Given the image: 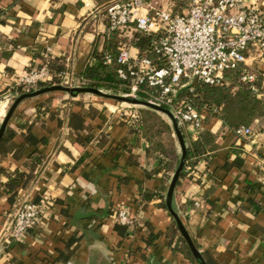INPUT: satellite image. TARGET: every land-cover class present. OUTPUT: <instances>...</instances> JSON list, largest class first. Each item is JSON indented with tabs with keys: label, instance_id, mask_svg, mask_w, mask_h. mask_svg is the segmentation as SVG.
<instances>
[{
	"label": "crops",
	"instance_id": "1",
	"mask_svg": "<svg viewBox=\"0 0 264 264\" xmlns=\"http://www.w3.org/2000/svg\"><path fill=\"white\" fill-rule=\"evenodd\" d=\"M246 1L264 12V0ZM149 2L173 8V0ZM104 14L94 0H0V91L52 61L63 67L61 75L69 82L79 84L93 50L103 48ZM244 66L260 79V113L248 126L253 136L238 137L217 119H206L202 131L213 136L212 156L200 160L173 192V210L212 264H264V188L257 184V172L264 168V52L251 51ZM103 99L50 93L17 106L6 127L14 136L0 155V170L26 175L20 194L46 200L47 208L36 231L11 244L0 264H197L169 245L173 219L160 200L141 201L142 191L161 187L164 201L180 158L177 140L179 158L171 170L147 154L146 140L121 121L122 108ZM42 103L45 114L37 112ZM5 110L0 102V117ZM69 113L81 116L82 131L69 128ZM186 132L197 139L190 128ZM78 136L89 141L81 143ZM6 182L1 174L0 230L14 202L3 189ZM120 210L135 219L134 228L123 233L115 230ZM150 234L157 238L147 245ZM71 238L77 243L69 260L60 263Z\"/></svg>",
	"mask_w": 264,
	"mask_h": 264
},
{
	"label": "built area",
	"instance_id": "2",
	"mask_svg": "<svg viewBox=\"0 0 264 264\" xmlns=\"http://www.w3.org/2000/svg\"><path fill=\"white\" fill-rule=\"evenodd\" d=\"M184 3L179 14L171 8H157L149 0H114L105 7L106 36L118 32L131 39L132 33L156 35L150 51L155 60L132 55L134 48L124 43L115 59L117 76L129 84V95L138 98L140 86L152 90L146 102L166 107L178 126L188 125L191 131L202 130L208 110L202 112L190 103L177 100V92L187 89L192 93L200 84L220 85L224 72L246 64L251 51L264 52V12L246 0H177ZM105 64L112 58L104 56ZM156 62L162 65L157 66ZM61 78L68 82L64 75ZM52 75L46 65L25 72L13 86L26 91L37 84H49ZM241 81L252 84L255 75L244 70ZM253 93L257 89L251 87ZM125 105V104H124ZM120 112V119L129 123L136 112ZM122 110V109H121ZM210 113V112H209ZM217 109L211 110L212 115ZM238 137L253 136L249 127H237ZM264 172V168L259 169ZM47 208L46 200L34 203L20 193L14 198L11 211L0 230V255L13 243L24 240L41 224ZM117 223L134 228L135 219L124 210L116 214Z\"/></svg>",
	"mask_w": 264,
	"mask_h": 264
},
{
	"label": "trees",
	"instance_id": "3",
	"mask_svg": "<svg viewBox=\"0 0 264 264\" xmlns=\"http://www.w3.org/2000/svg\"><path fill=\"white\" fill-rule=\"evenodd\" d=\"M100 6L104 8L114 0H94ZM184 7V3L173 0V13H177V10H181ZM180 12V11H179ZM157 39L156 35H145L141 33H132L131 39L121 36L118 32L111 33L106 36L103 43V48L99 52L96 48L93 50L85 68L79 76V85L97 89L109 93V95H125L129 93V84L127 81H122L117 76L118 65L115 62V57L118 52V48L124 44L129 43L138 51L139 56H145L149 59L155 60L156 57L150 51L151 44ZM109 55L112 61L109 64H105L104 56ZM160 67L162 64L156 62ZM51 75L52 80L49 83L52 85H65L71 86L73 82L63 83L61 73L64 69L61 65H58L55 61L46 64ZM244 70L246 67L241 65L235 70H229L224 72L223 81L220 85L209 86L206 84H200L194 87L192 93H189L187 89H182L177 92L178 103L184 100L190 103L195 109L202 112L204 109L211 113V110L216 108L217 113L215 115L207 113V121L210 118L217 119L222 127L227 130H234L237 127H248L254 121V119L260 113V103L257 100V93L259 91L260 79L255 77V81L252 84H247L241 81ZM45 84H37L34 88L28 89L25 93H31L35 90L44 88ZM251 87L257 89V93L251 91ZM6 92L10 94L20 95L23 93L21 88H14L13 86H5L0 91V95ZM152 92L146 86H140L138 89V99L146 102L149 94ZM113 101V100H111ZM115 102V101H114ZM47 105L45 103L37 105V112L39 114H45L47 111ZM140 107V106H139ZM162 109L166 110V107L162 106ZM163 114L156 112L152 109L142 107L136 112V118L131 120L128 124V128L134 134L141 135L148 143L147 154L154 156L160 162L165 163L164 166L173 170L178 162V147L172 125L165 118ZM68 125L75 133L84 129V121L80 115L69 113ZM185 144V158L183 166L179 173L178 180L175 187L178 186L182 179L191 178V172L200 160H208L213 153V136L208 131H192V134L197 138L195 141L187 134L186 130L188 125L178 126ZM14 136V132L10 128H6L2 138L0 139V155H4L10 149L11 139ZM28 138V137H27ZM79 142H87L89 138L86 137L83 140L78 136ZM40 161L36 159L35 162ZM229 165H225L226 169H229ZM7 177V182L3 185V189L7 190L9 199H14L20 193L21 189H24L28 182V177L22 173L9 174L0 170V175ZM258 186L264 188V172L258 170L257 172ZM249 188L254 184L248 183ZM166 188L161 187L155 192L142 191L141 201H150L152 199L160 200V207L165 210L163 195ZM38 203L40 201H34ZM256 211L261 210L256 205H253ZM127 226L116 223L115 230L123 233L127 230ZM147 228H149L147 226ZM150 231V230H149ZM156 235H149L146 240V244L150 245L155 239ZM167 238L169 245H173V248L182 253L188 260L194 261L188 251V248L182 239L179 230L174 222L167 231ZM77 243L75 238H71L67 244L66 251L61 253L57 258L60 263H66L72 251L70 247ZM203 260L206 264H212L211 260L203 255ZM196 262V261H195ZM197 263V262H196ZM198 264V263H197Z\"/></svg>",
	"mask_w": 264,
	"mask_h": 264
},
{
	"label": "water",
	"instance_id": "4",
	"mask_svg": "<svg viewBox=\"0 0 264 264\" xmlns=\"http://www.w3.org/2000/svg\"><path fill=\"white\" fill-rule=\"evenodd\" d=\"M50 93H62L66 94L70 97H75L80 94H90L93 96H97L104 99L113 100L118 103H122L129 106H140L152 109L156 112H159L163 115H165L171 122L172 129L174 131V135L176 137V140L178 142V146L180 149V158L179 162L173 172L172 178L170 180L169 186L167 188L166 194L164 196V204L165 208L168 212V214L171 216V218L174 220L179 233L184 240L188 251L194 261H196L198 264H206L203 260V257L201 253L198 251V249L195 247L193 242L191 241L190 237L188 236L187 232L185 231V228L183 227L182 223L180 222L176 212L172 208V200H173V192L176 185V182L179 177V173L181 171V168L183 166L184 158H185V144L182 138V135L179 131L178 125L174 118L172 117L171 113L168 110L162 109L161 107L155 106L153 104H150L148 102L140 101L138 98L129 96V95H109L106 94L100 90L87 88V87H69V86H63V85H52V86H46L44 88L35 90L31 93H25L17 96L14 101L12 102L11 106L8 108L7 112L5 113L1 123H0V139L2 138L6 127L9 123V120L11 119L14 111L16 110L17 106L26 99L39 97L45 94Z\"/></svg>",
	"mask_w": 264,
	"mask_h": 264
},
{
	"label": "rangeland",
	"instance_id": "5",
	"mask_svg": "<svg viewBox=\"0 0 264 264\" xmlns=\"http://www.w3.org/2000/svg\"><path fill=\"white\" fill-rule=\"evenodd\" d=\"M148 1V0H147ZM160 8H162V7H160ZM182 10V9H181ZM181 10H177L178 12H177V14H179L180 12H181ZM180 11V12H179ZM63 83H66V81H64L63 80ZM62 85V84H61ZM46 86H50L49 84H46ZM45 86V87H46ZM63 86H65V85H63ZM14 88H18V87H20V86H13ZM69 87H84V86H81V85H79V84H73V85H71V86H69ZM21 88V91L23 92V93H21V94H25V92H26V90L25 89H23L22 87H20ZM104 92V91H103ZM104 93H106V92H104ZM20 94V95H21ZM51 94H60V95H62V96H66V94H62V93H51ZM106 94H109V93H106ZM17 96H19V95H17ZM16 95H14V94H10V92H6V93H4V94H1L0 95V102L2 103V104H5L6 105V110H5V113L7 112V110H8V108L11 106V104H12V102L14 101V99L17 97ZM103 100H105V99H103ZM106 100H109V99H106ZM110 102H112V104L114 103V104H116V105H118V106H120L121 108H122V111H128L129 109H126V107H125V105L124 104H122V103H118V102H114V101H111V100H109ZM140 108H142V107H139V106H132V107H130V111L132 110V113L133 112H137V111H139L140 110ZM3 117H4V113H1V117H0V122L2 121V119H3ZM164 118L167 120V118L164 116ZM168 122H169V120H167Z\"/></svg>",
	"mask_w": 264,
	"mask_h": 264
}]
</instances>
